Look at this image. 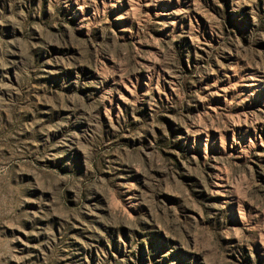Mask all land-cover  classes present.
<instances>
[{
	"label": "rangeland",
	"instance_id": "1",
	"mask_svg": "<svg viewBox=\"0 0 264 264\" xmlns=\"http://www.w3.org/2000/svg\"><path fill=\"white\" fill-rule=\"evenodd\" d=\"M0 264H264V0H0Z\"/></svg>",
	"mask_w": 264,
	"mask_h": 264
}]
</instances>
